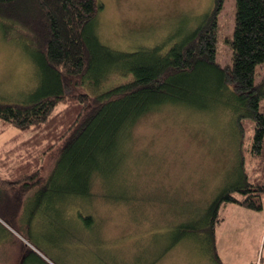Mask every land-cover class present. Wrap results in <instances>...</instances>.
<instances>
[{
  "label": "trees",
  "instance_id": "trees-1",
  "mask_svg": "<svg viewBox=\"0 0 264 264\" xmlns=\"http://www.w3.org/2000/svg\"><path fill=\"white\" fill-rule=\"evenodd\" d=\"M223 5L224 0H215L200 24L166 50L157 45L127 52L100 39L99 0H0V32L29 54L39 79L23 99L0 97V132L9 125L17 129L0 146V217L21 221L26 230L41 211L64 212L72 199H89L97 179L117 177L122 170L138 121L170 105L226 112L237 171L201 217L174 228L168 248L205 234L215 250L224 203L262 210L264 74L258 79L257 68L264 63V0H235L232 62L226 65L217 60ZM115 75L122 81L108 86ZM245 119L254 124L248 150L256 161L250 173ZM53 150L46 177L44 161ZM91 220L88 215L86 221ZM4 229L0 222V243L7 240ZM16 248L19 264L45 262L21 239Z\"/></svg>",
  "mask_w": 264,
  "mask_h": 264
},
{
  "label": "rangeland",
  "instance_id": "rangeland-1",
  "mask_svg": "<svg viewBox=\"0 0 264 264\" xmlns=\"http://www.w3.org/2000/svg\"><path fill=\"white\" fill-rule=\"evenodd\" d=\"M99 1L103 4L97 17L100 39L127 52L157 45L168 49L196 28L215 3ZM235 8V0H224L218 17L217 60L222 65L232 62ZM19 46L0 32V97L23 99L38 85L37 69ZM257 73L260 79L264 63ZM120 81L115 75L107 85ZM229 118L223 110L211 114L180 105L142 117L127 143L122 170L117 177L97 179L89 199H72L64 212L41 211L26 230L21 221L15 224L0 217L7 236L0 243V264H19L15 260L19 239L45 261L31 264H264V196L262 210L232 202L221 205L215 250L205 234H193L168 248L174 228L201 217L221 188L235 179L231 158L236 149ZM243 122L250 173L256 161L248 150L254 124ZM16 132L13 125L1 131L0 146ZM55 156L53 150L44 161L46 177ZM88 215L91 221H86Z\"/></svg>",
  "mask_w": 264,
  "mask_h": 264
},
{
  "label": "crops",
  "instance_id": "crops-1",
  "mask_svg": "<svg viewBox=\"0 0 264 264\" xmlns=\"http://www.w3.org/2000/svg\"><path fill=\"white\" fill-rule=\"evenodd\" d=\"M219 243V242H218ZM220 244V243H219Z\"/></svg>",
  "mask_w": 264,
  "mask_h": 264
}]
</instances>
